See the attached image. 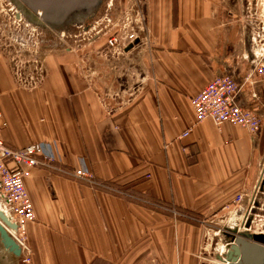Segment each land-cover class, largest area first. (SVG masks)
Returning a JSON list of instances; mask_svg holds the SVG:
<instances>
[{"label": "crops", "instance_id": "1", "mask_svg": "<svg viewBox=\"0 0 264 264\" xmlns=\"http://www.w3.org/2000/svg\"><path fill=\"white\" fill-rule=\"evenodd\" d=\"M230 1L143 0L142 81L123 99L110 66L96 61L82 76L67 56L45 61V80L30 95L0 52L3 143L15 150L49 144L57 167L69 173L83 166L104 186L32 170L25 182L36 217L25 226L28 264H198L203 231L234 214L238 195L252 196L264 127L255 147L238 126L196 122L191 105L214 77L230 76L241 87L237 103L264 111V81L238 60L244 49ZM9 2L40 18L32 0ZM87 69L99 78L86 77ZM107 87L116 93L104 96ZM4 256L0 248V264Z\"/></svg>", "mask_w": 264, "mask_h": 264}, {"label": "rangeland", "instance_id": "2", "mask_svg": "<svg viewBox=\"0 0 264 264\" xmlns=\"http://www.w3.org/2000/svg\"><path fill=\"white\" fill-rule=\"evenodd\" d=\"M231 1L234 5L230 10L237 17L236 29H239V35L242 36L240 45L244 49L238 60L243 61L242 66L246 69L252 68L250 61L256 49L254 44L264 51V0ZM142 2L143 0H103L99 11L90 17L71 18L66 24L53 27L41 22L40 18L35 20L23 8L20 9L18 6L13 8L15 4L7 0L2 7L0 6V52L14 74L15 72L18 74L19 86L30 95L38 92L45 80V61L48 58L67 56L69 64L73 62L76 73L82 76L83 68H88L96 61L110 66L109 70L114 75H111L110 81L117 80L118 92L122 90L118 95L122 94L123 97L120 95L119 97L122 99L129 97L138 89V85L135 89H131V86L142 81L139 75L143 50L141 41L147 36V27L142 18ZM14 16H17V20ZM72 16L74 17L73 14ZM109 40H112V46ZM86 74V77L95 79L100 75L91 69H87ZM120 83L123 85L122 89ZM115 93L113 89L107 87L103 95L112 96ZM54 166L58 168L55 162ZM67 170L73 171L71 168ZM247 212L249 216L245 221L240 214L238 216L228 214L217 221H212L215 225L211 223L212 227L203 231L198 264H227L220 261L232 235L227 228L264 235V158ZM4 260L6 259L3 258L2 262L5 264H28L25 263L24 256L23 258L7 256V263Z\"/></svg>", "mask_w": 264, "mask_h": 264}, {"label": "built area", "instance_id": "3", "mask_svg": "<svg viewBox=\"0 0 264 264\" xmlns=\"http://www.w3.org/2000/svg\"><path fill=\"white\" fill-rule=\"evenodd\" d=\"M4 3L6 0H0L1 7ZM109 44L113 45L112 40H109ZM254 45L256 49L252 53V57L255 59V65L249 77L257 75L261 81H264V51L258 49L256 44ZM240 91L241 87L232 77H214L197 95L191 98L195 120L198 123L211 120L216 126L222 124L238 126L246 130L252 144L257 147L258 135L264 127V111L240 106L237 103ZM1 117L0 111V119ZM4 126L5 123H2L0 129ZM189 132L190 130L183 133L179 139L187 137ZM54 162L55 158L49 144L37 143L15 150L7 147L0 139V211L11 224L16 226V230L7 228L9 230L7 233L19 246L20 258L24 256L25 263L30 262L29 257L23 254L25 226L36 219L25 187V182L31 177L33 169H46L51 172L54 170L55 173L65 174L84 184L104 188L103 184H98L91 172L83 166L67 173L59 167L56 168ZM250 202L251 196L238 195L233 202L237 208L233 216H237L238 211H242L239 216L244 221L247 220L249 216L247 208Z\"/></svg>", "mask_w": 264, "mask_h": 264}, {"label": "water", "instance_id": "4", "mask_svg": "<svg viewBox=\"0 0 264 264\" xmlns=\"http://www.w3.org/2000/svg\"><path fill=\"white\" fill-rule=\"evenodd\" d=\"M24 1V0H23ZM38 9L31 8L32 13H37V10L43 12L45 9L52 7L55 10L69 11L75 4L80 5V8L86 10L89 8L94 9L99 5V0H32ZM91 11V10H90ZM90 13V12H88ZM46 21L53 20L52 18L45 17ZM49 22V21H48ZM138 40L136 41V43ZM251 57V56H250ZM251 66L254 68L255 59L251 58ZM0 222L11 230H16V226L11 224L9 220L0 211ZM0 224V248L4 255L19 258L21 251L16 242L8 235L5 228ZM245 225V224H244ZM247 229V226H245ZM228 231V229H226ZM228 240V245L225 248L223 257L220 261L228 264H248L251 254H257L258 258L254 257V264H264V246L257 245L258 242L264 241V235L249 234L247 230L239 232L234 228ZM256 242V244L254 243ZM5 258V256L3 257ZM6 262V261H5ZM7 263V262H6Z\"/></svg>", "mask_w": 264, "mask_h": 264}, {"label": "flooded vegetation", "instance_id": "5", "mask_svg": "<svg viewBox=\"0 0 264 264\" xmlns=\"http://www.w3.org/2000/svg\"><path fill=\"white\" fill-rule=\"evenodd\" d=\"M99 1H100L99 5L96 6L94 9H90L91 11L89 10V8L87 10L86 8L85 9L80 8V5H77V4H75L69 11L63 10V9L58 11V10L53 9L52 7H49L45 9L43 12H40V16H39L40 21L44 22L47 25L58 27V26L66 24L69 21V19L71 20V18L76 17L75 19H77L78 17V18L83 19V18L90 17L91 14L99 11L103 0H99ZM72 14L74 15V17L73 16L71 17ZM45 17L52 18L55 21L48 20L49 21L48 22L44 19Z\"/></svg>", "mask_w": 264, "mask_h": 264}, {"label": "bare ground", "instance_id": "6", "mask_svg": "<svg viewBox=\"0 0 264 264\" xmlns=\"http://www.w3.org/2000/svg\"><path fill=\"white\" fill-rule=\"evenodd\" d=\"M0 224H2L1 222H0ZM4 228H5V230H7L6 232H8L9 230L7 229V227L6 226H3ZM228 264V263H227Z\"/></svg>", "mask_w": 264, "mask_h": 264}]
</instances>
